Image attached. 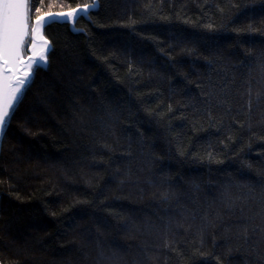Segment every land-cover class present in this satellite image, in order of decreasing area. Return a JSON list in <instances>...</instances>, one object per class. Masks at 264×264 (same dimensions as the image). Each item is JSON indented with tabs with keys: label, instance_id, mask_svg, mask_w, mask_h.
Returning a JSON list of instances; mask_svg holds the SVG:
<instances>
[{
	"label": "trees",
	"instance_id": "16d2710c",
	"mask_svg": "<svg viewBox=\"0 0 264 264\" xmlns=\"http://www.w3.org/2000/svg\"><path fill=\"white\" fill-rule=\"evenodd\" d=\"M95 2L0 138V264H264V0Z\"/></svg>",
	"mask_w": 264,
	"mask_h": 264
},
{
	"label": "snow or ice",
	"instance_id": "6c2138e0",
	"mask_svg": "<svg viewBox=\"0 0 264 264\" xmlns=\"http://www.w3.org/2000/svg\"><path fill=\"white\" fill-rule=\"evenodd\" d=\"M30 0H0V138L6 135L15 116V111L21 94L34 78V64L47 63V40L43 36V27L47 24L46 17L51 13L36 17V24L32 28V57L27 64L20 65L23 58V46L28 35V20ZM98 7L95 0L83 8H73L68 12L57 15L73 22L83 13L89 16L91 9ZM40 11L39 8L36 9ZM21 66L23 76L15 77V69ZM11 73V75L9 74Z\"/></svg>",
	"mask_w": 264,
	"mask_h": 264
},
{
	"label": "water",
	"instance_id": "95a60500",
	"mask_svg": "<svg viewBox=\"0 0 264 264\" xmlns=\"http://www.w3.org/2000/svg\"><path fill=\"white\" fill-rule=\"evenodd\" d=\"M77 9H79V8H77ZM66 12H68V11H66ZM52 15L51 16H48V17H46V20H47V24H50V23H52V22H58V23H68L69 24V26H70V29L73 31V32H76V30H75V28H74V23H75V21L73 22V20H71V19H65L64 17H61V16H59V15H57L58 13H51ZM44 15V14H43ZM43 15H40V16H43ZM79 16H84V14L83 13H81ZM78 16V17H79ZM84 17H86V16H84ZM77 19V18H76ZM35 24H36V18L33 20V25H32V28L35 26ZM46 24V25H47ZM45 25V26H46ZM44 36V35H43ZM44 38H45V36H44ZM46 39V38H45ZM47 40V39H46ZM50 43H49V41L47 40V48H48V52H49V50H50ZM48 52H47V54H48ZM32 52H30L29 50H28V55L26 56V57H24L23 59V62H22V65H24V64H27L28 63V61H29V59L32 57ZM46 64H34V66H45ZM21 67V66H20ZM22 68V67H21ZM22 71H23V68H22V70H20V73H19V76L17 77V78H19V77H21V76H23L22 75ZM10 75H11V73H10Z\"/></svg>",
	"mask_w": 264,
	"mask_h": 264
},
{
	"label": "rangeland",
	"instance_id": "374dc122",
	"mask_svg": "<svg viewBox=\"0 0 264 264\" xmlns=\"http://www.w3.org/2000/svg\"><path fill=\"white\" fill-rule=\"evenodd\" d=\"M29 16V13H28ZM28 35L25 37V44L23 46V58L25 57V53L27 51V49L32 52V25H33V21H30V18L28 20ZM20 61V65H22L23 59ZM20 70H22V68L20 66H17V68L15 69V78H17L19 76ZM10 74V73H9ZM24 74V70L22 71V75Z\"/></svg>",
	"mask_w": 264,
	"mask_h": 264
},
{
	"label": "flooded vegetation",
	"instance_id": "af4514ba",
	"mask_svg": "<svg viewBox=\"0 0 264 264\" xmlns=\"http://www.w3.org/2000/svg\"><path fill=\"white\" fill-rule=\"evenodd\" d=\"M28 55V49H27V51H26V53H25V57ZM15 78V77H14Z\"/></svg>",
	"mask_w": 264,
	"mask_h": 264
}]
</instances>
